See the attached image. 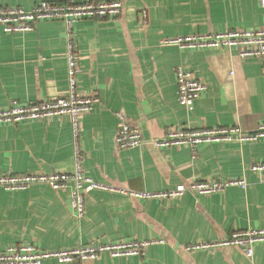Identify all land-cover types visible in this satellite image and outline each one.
I'll return each instance as SVG.
<instances>
[{
    "label": "crops",
    "instance_id": "obj_1",
    "mask_svg": "<svg viewBox=\"0 0 264 264\" xmlns=\"http://www.w3.org/2000/svg\"><path fill=\"white\" fill-rule=\"evenodd\" d=\"M41 1L0 0V6L31 10ZM120 1L118 16L81 18L72 28L62 18L38 21L24 32L8 33L0 26V109L14 100L28 104L67 95L70 42L80 57L79 94L97 92L100 98L81 117L78 137L69 114L1 123L0 175L72 174L80 160L93 180L127 190L164 191L200 180L242 179L245 185L163 200L94 189L85 197L82 218L72 203L74 183L60 190L47 184L0 189V252L14 244L54 250L137 239L155 242L143 255L105 252L95 259L48 258L41 264H264V243L253 246L252 256L237 245L186 249L229 239L237 230L264 228V176L251 169L264 163V139L162 149L154 144L173 127L239 126L253 132L264 122V58L163 43L177 36L259 28L264 25L260 0ZM179 67L207 85L191 110L179 102ZM118 113L141 130V146H118Z\"/></svg>",
    "mask_w": 264,
    "mask_h": 264
},
{
    "label": "built area",
    "instance_id": "obj_2",
    "mask_svg": "<svg viewBox=\"0 0 264 264\" xmlns=\"http://www.w3.org/2000/svg\"><path fill=\"white\" fill-rule=\"evenodd\" d=\"M264 9V0H260ZM123 10L120 0H103L99 3L84 1L82 3L67 2L57 4L48 0L41 1L31 10L22 7L0 6V26L5 32H24L34 29V24L44 19L62 18L72 28L73 24L81 18L116 17ZM146 14V13H145ZM165 45H174L181 49L209 48L221 50H234L241 58H264V25L254 29H234L220 33L205 35H184L165 39ZM79 54L70 42L68 52L70 89L67 95L51 99L40 100L35 103L20 104L17 100L3 109H0L1 123H18L28 119H47L56 115H71L75 137L80 134L79 122L83 115L92 111L95 103L100 101L99 94L93 92L81 95L78 91L77 76L79 70ZM179 102L191 110L197 99L207 91V85L192 73L179 67L176 71ZM121 126L116 137L118 146L122 149L141 146L145 139L138 127L131 126L122 113H118ZM264 139V122L253 132H247L239 126H219L186 130L182 128H169L165 135L154 141L158 148L182 146L189 144L197 147L202 143L224 142L230 140L253 141ZM251 169L264 176V163H256ZM74 183L72 190V203L78 218L85 215L86 195L94 189H108L138 199H159L183 196L186 192L210 194L223 191L228 186L245 185L242 179L225 181L200 180L189 185L180 184L174 189L164 191H135L109 186L93 180L86 175L78 160L75 173H24L0 175V189L19 191L35 184H47L55 190L65 189ZM155 241L148 240H120L115 243H88L78 244L74 247L45 250L33 244L9 245L0 252V264H41L44 259L55 258L60 262H72L78 259H95L102 253H109L113 257L143 255L146 247ZM264 243V228L237 230L229 239L214 243H197L186 246L188 251L211 249L218 246H242L247 255H253V246Z\"/></svg>",
    "mask_w": 264,
    "mask_h": 264
}]
</instances>
